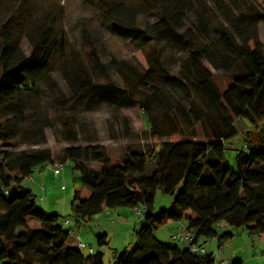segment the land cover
<instances>
[{
	"label": "trees",
	"instance_id": "16d2710c",
	"mask_svg": "<svg viewBox=\"0 0 264 264\" xmlns=\"http://www.w3.org/2000/svg\"><path fill=\"white\" fill-rule=\"evenodd\" d=\"M87 1L112 24L113 34L133 45L136 64L117 58L105 63L95 51L83 55L71 44L55 6L32 17L20 2L0 21V264H104L103 252L84 255L78 245H67L70 234L61 215L42 210L33 190L23 185L36 167L57 160L72 168L71 208L78 223L121 206L141 213L143 206L135 246L115 250L113 264H215L214 253L204 247L208 239L222 245L236 231L264 233V41L258 30L264 25V0L263 9L248 0ZM211 9L218 16L212 24ZM154 11L158 18L142 26L139 15ZM24 37L29 52L21 46ZM167 52L184 55L175 74ZM206 63L232 77L224 90ZM44 92L65 114L67 138L77 142L83 134L87 144L66 146L60 154L50 147L9 149L15 139L32 146L46 142L51 119ZM134 105L154 138H180L147 148L127 145L113 160L77 114L107 107L113 114L107 120L111 136L129 138L130 122L120 112ZM236 119L248 126L244 136ZM159 189L172 201L154 211ZM182 220L205 252L156 238L159 226ZM97 243L107 245L108 233L97 235Z\"/></svg>",
	"mask_w": 264,
	"mask_h": 264
},
{
	"label": "rangeland",
	"instance_id": "374dc122",
	"mask_svg": "<svg viewBox=\"0 0 264 264\" xmlns=\"http://www.w3.org/2000/svg\"><path fill=\"white\" fill-rule=\"evenodd\" d=\"M129 1L133 2L134 0ZM248 1L254 3L258 8L263 9L262 0ZM20 2L26 3L25 12L29 9V16L32 17L40 15L46 7L50 8V6H55L58 17L61 19L67 31L71 44L83 55L95 51L105 63L111 58L130 60L134 64L137 63L133 45L129 41L122 40L113 34L112 24L106 22L100 15L99 10L87 0H0V21L15 10V8L19 7L18 4H20ZM158 16L159 14L157 11L150 14H141L139 15V21L143 26L148 22L156 20ZM208 18L211 24L218 20L216 12L212 9L209 11ZM190 21L191 16H189L188 22ZM258 30L260 39L264 41L263 23L258 24ZM21 46L24 51L29 52L30 45L26 37L22 38ZM165 55L168 58L171 73L175 74L179 69L180 62L184 60V55L180 53L169 54L168 52ZM206 64L213 71L218 87L224 90L232 81V77L226 75L221 70H214L208 63ZM110 74L115 81H120L115 69L112 67L110 68ZM53 76L65 94L68 95V88L60 73L54 72ZM156 84L162 86L164 84L163 79H159ZM43 107L51 119V125L45 129L46 142L38 146H32L21 143L19 139H15L12 145L9 146V149L22 150L34 147H50L54 148L57 154H60L66 146L87 144V141L83 139V134L77 142H72L67 138L65 126L63 124L65 114H62L54 105L47 92L43 93ZM122 115L126 116L130 122L133 133L129 138H113L111 136L108 130L107 120H113V114L107 107H102L93 112L77 114L79 122H84L88 130L92 134L95 133L96 141L105 146L109 156L113 160L120 158L124 154L127 145H141L147 148L149 146L159 145L166 140L180 138L179 135L162 139L154 138L149 131L150 129L144 114L138 105L123 109L120 112V116ZM235 124L240 135L244 136L243 133L248 129V126L240 119H236ZM115 125L116 130H118L121 123L117 121ZM197 128L199 130V126ZM76 129H78V127H76ZM241 138L234 140L236 145L241 142ZM199 139L203 141L206 140L200 132ZM56 162L61 163L60 160ZM91 165L94 168H99L96 162H93ZM31 177H33L34 180H31L30 177L25 178L23 185L33 190L37 196V203L42 210L47 213H58L61 215V220H64L63 217H66L70 221L69 228L73 230V233L69 235V243H75L74 246H76L78 240L84 242L87 246L80 248L84 255L101 251L104 253V264H113V253L115 250L122 251L124 249H131L135 246L137 233L142 227L140 220L144 215L143 206H140L141 213L135 208L121 206L115 209H109L108 212L105 210L94 215L90 220L87 219L78 223L73 216L71 208L73 200V173L70 164L64 165L60 175H55L51 164L38 166L35 168ZM42 186H44V189ZM87 192L88 191L84 188L82 197L87 195ZM171 201L172 197L159 189L155 198L154 211L168 207ZM29 223L32 228H37L39 226L38 221L35 219H31ZM184 223L185 222L182 220L163 224L155 230V236L159 241L169 245H179L183 247V242L173 239L172 235L179 232ZM24 229V227H21L19 230L22 231ZM105 232L108 233L109 243L99 246L97 243V235ZM239 233L242 234V238ZM250 240L247 231L240 230L238 233L236 231L235 239L231 243L229 242L231 245L228 244L227 247L230 251L238 247L244 250L246 244L249 250L241 256L244 260V264L255 263V258L251 256L252 246ZM208 242L209 241L205 242L204 245L207 251H211L210 246L207 245ZM213 253L216 255L217 249H215ZM232 257L235 258V256Z\"/></svg>",
	"mask_w": 264,
	"mask_h": 264
},
{
	"label": "crops",
	"instance_id": "0c3cea01",
	"mask_svg": "<svg viewBox=\"0 0 264 264\" xmlns=\"http://www.w3.org/2000/svg\"><path fill=\"white\" fill-rule=\"evenodd\" d=\"M106 212H108V210ZM69 224H70V222H69ZM185 227L186 226H185V223H184V225L181 228V230H183ZM239 235L241 236V238L243 237L242 234L239 233ZM235 237H236V235L232 239L226 241L222 245H220L218 243L216 238L208 239L207 241H209V242H208L207 245L210 246V250H211L209 252H213L215 249H217L216 255L214 254L216 259L227 258V259H230V260H234V259L239 258V259H241L243 261L242 264H244V260L242 259L241 256H243V253H245V252L247 253V251L249 250V249H247L246 244H245L244 250H242L240 247L234 248L233 251H230V250L227 249L228 244H230L235 239ZM248 237H250V239H251L250 240V243H251V246H252V248H251V253H252L251 256L253 258H255V263L254 264H264V233L252 234V235L248 234ZM66 244L69 245V246L75 245V243L74 244L69 243V239H67ZM204 247H205V245H204ZM229 247H231V246H229ZM232 256H235V258L232 257Z\"/></svg>",
	"mask_w": 264,
	"mask_h": 264
},
{
	"label": "built area",
	"instance_id": "2783aa9c",
	"mask_svg": "<svg viewBox=\"0 0 264 264\" xmlns=\"http://www.w3.org/2000/svg\"><path fill=\"white\" fill-rule=\"evenodd\" d=\"M51 165L54 169L55 175H60L61 170L64 167V164L55 162ZM30 179L34 180L33 177H30ZM42 188L44 189V186H42ZM137 211L140 212L138 209H137ZM69 222L70 221L67 218H65L62 221L64 227L68 229L69 234H72L73 230L71 228H69ZM172 238L183 242L186 246L190 247L194 251L205 252V249L203 247L197 245V243L194 241L195 240L194 230L183 229V230L177 232L176 234L172 235ZM77 245L80 248L87 246L81 240L77 241ZM215 264H232V263H231L230 259L224 258V259H216Z\"/></svg>",
	"mask_w": 264,
	"mask_h": 264
}]
</instances>
